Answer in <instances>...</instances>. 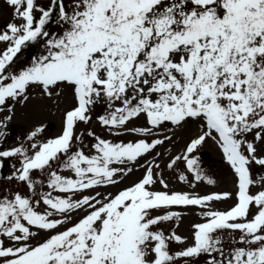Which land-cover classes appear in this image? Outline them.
<instances>
[{"label":"snow or ice","instance_id":"snow-or-ice-1","mask_svg":"<svg viewBox=\"0 0 264 264\" xmlns=\"http://www.w3.org/2000/svg\"><path fill=\"white\" fill-rule=\"evenodd\" d=\"M4 4L11 20L0 28V169L8 161L7 181L26 192H0V264H264V175H253L264 171V0ZM29 48L36 51L18 64ZM34 92L57 106L70 94L60 133L45 138L46 125H33L6 147L17 108ZM97 104L110 136L136 139L77 134ZM190 124L196 133L179 154L168 150L162 168L158 147ZM209 139L235 192L170 190L164 169L179 170L192 189L217 184L197 155ZM187 209H199L202 221L191 244L163 230L179 227Z\"/></svg>","mask_w":264,"mask_h":264},{"label":"rangeland","instance_id":"rangeland-1","mask_svg":"<svg viewBox=\"0 0 264 264\" xmlns=\"http://www.w3.org/2000/svg\"><path fill=\"white\" fill-rule=\"evenodd\" d=\"M39 3L45 7L48 6L49 0H39ZM11 20V9L8 8L4 4V0H0V28H2L7 22ZM56 25H50L49 30L55 31ZM35 48H29L24 56L21 57V60L18 61V64L23 62L28 55L35 52ZM33 99L29 102L27 107L25 108H17L16 115L14 120L9 124L10 135L5 142V146H11L12 144L18 143L19 139L24 137L25 134L32 129L33 125L44 124L46 125L45 132L42 134L45 138H51L58 135L61 131V122L63 111L66 108H70L72 106V99L70 94H66L64 97L60 98L61 102L59 106L53 101H49L45 98H41L38 93L34 92ZM104 105L97 104L94 111L92 112L93 119L89 125L80 124L77 127V134L86 131H94L97 135H100L104 138L111 139L114 142H129L136 139V137L131 133H125L119 137L110 136L106 129L99 126L97 121V115L103 114ZM143 120H137L135 122V126H142ZM197 131L195 125H187L184 128L176 129L174 132L167 133L168 135L173 136V140L171 142H166L163 146L158 147L157 151L164 153L161 158V167L164 168V164L168 161L169 151L170 154L175 155L179 154L188 141V139L193 136ZM91 141L90 137H86L85 143H89ZM87 151V150H86ZM208 155V158L211 160L210 162H206L203 159L205 154ZM197 155L199 156V162L203 169L207 172L209 176L217 181L215 186H209L205 184H200L197 188L192 189L187 184L181 183L178 179L179 170L169 171L164 169V178L169 184V189L173 191H188V192H198L200 194L210 193L213 191H233L234 188V176L228 166L224 163L222 154L212 140H207L206 143L199 149ZM147 159L151 160L152 157L148 156ZM5 173L4 179L0 180V192H4L7 189L11 190H20L21 192H26V188L20 185H17L15 182L7 181L6 177L11 175L13 169L8 166L9 162L5 161ZM142 174V170L139 172H134L128 178L125 179L120 185L115 187H110L107 191H111L115 193L119 188H123L127 184H131L133 181L138 179V177ZM254 177L259 175H264V171H257L253 168ZM158 190L159 185L156 186ZM259 187V186H257ZM46 190V189H45ZM256 188H253L255 191ZM56 193H54L55 195ZM232 201L227 202H217L215 204V208L218 210H224L231 205ZM185 212L182 220L179 223V227H175L173 224L171 227L169 225H164L163 230L165 233H169L173 228L177 232V234L184 237L188 244L192 242V231L193 224L202 222L201 217L199 215V209H187L182 210ZM43 237H39L42 239ZM181 246L176 245L174 242L171 244L172 251H176ZM225 252L228 251L230 245L227 243V237H225ZM199 264H204V258L201 257L199 260Z\"/></svg>","mask_w":264,"mask_h":264},{"label":"water","instance_id":"water-1","mask_svg":"<svg viewBox=\"0 0 264 264\" xmlns=\"http://www.w3.org/2000/svg\"><path fill=\"white\" fill-rule=\"evenodd\" d=\"M205 154V153H204ZM203 159H204V161H206V162H210L211 160L208 158V155L207 154H205L204 156H203ZM1 179H4V177H0Z\"/></svg>","mask_w":264,"mask_h":264}]
</instances>
